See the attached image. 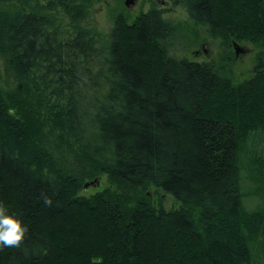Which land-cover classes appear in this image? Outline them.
Masks as SVG:
<instances>
[{"label": "trees", "instance_id": "1", "mask_svg": "<svg viewBox=\"0 0 264 264\" xmlns=\"http://www.w3.org/2000/svg\"><path fill=\"white\" fill-rule=\"evenodd\" d=\"M170 1L226 48L259 47L254 76L167 57L157 9L118 16L104 41L80 24L91 0H0L17 80L0 87V201L27 226L0 264H253L264 207L243 204L242 156L264 179V0ZM152 185L183 205L156 206Z\"/></svg>", "mask_w": 264, "mask_h": 264}, {"label": "rangeland", "instance_id": "2", "mask_svg": "<svg viewBox=\"0 0 264 264\" xmlns=\"http://www.w3.org/2000/svg\"><path fill=\"white\" fill-rule=\"evenodd\" d=\"M86 8L87 17L82 19L83 21L80 24L93 30L104 41L109 39L108 34L118 16H124L131 22L143 13L157 9L162 12V17L169 20L175 27V35L167 57L187 58L192 61H212L214 63L223 60L230 69V72L226 74L235 82L251 78L255 74L259 47L249 42H236L240 49L238 52L234 43L231 48H226L219 38L211 36L208 26L191 20L185 7L174 5L170 0H135L130 6L125 4V0H91ZM61 13L63 20H71L69 16L63 14V12ZM130 40L131 43L140 44L134 38ZM155 59L158 60V56ZM16 84L15 76L11 71L6 70L5 61L0 55V87L7 91L13 89ZM67 158L71 159L70 156H67ZM247 161V156H242V164L245 165V168H242L243 204L248 210H256L264 207V179L255 181L250 178L249 170L246 169V167H249ZM94 180L95 178L87 179L86 182ZM99 180V184L90 185L88 188H84L81 193L88 196L110 186L107 175L100 176ZM144 191L148 193L151 201L156 206L161 203L167 210L177 209L183 205L172 194L154 185L148 186ZM250 247L253 252V264H264V239L258 237L251 240Z\"/></svg>", "mask_w": 264, "mask_h": 264}, {"label": "clouds", "instance_id": "3", "mask_svg": "<svg viewBox=\"0 0 264 264\" xmlns=\"http://www.w3.org/2000/svg\"><path fill=\"white\" fill-rule=\"evenodd\" d=\"M46 203L51 201L47 198ZM27 226L13 214H9L5 204L0 201V248H19L25 240Z\"/></svg>", "mask_w": 264, "mask_h": 264}, {"label": "water", "instance_id": "4", "mask_svg": "<svg viewBox=\"0 0 264 264\" xmlns=\"http://www.w3.org/2000/svg\"><path fill=\"white\" fill-rule=\"evenodd\" d=\"M135 2V0H125V4L127 6H130L131 4H133ZM235 44V47H236V50L237 52L240 50L239 47L237 46L236 43ZM100 183V180L98 178H96L94 181H91V182H86L84 184V188H88L90 185H96V184H99Z\"/></svg>", "mask_w": 264, "mask_h": 264}]
</instances>
